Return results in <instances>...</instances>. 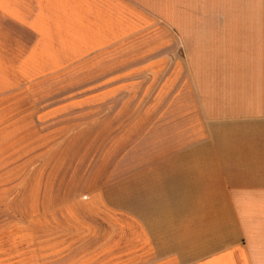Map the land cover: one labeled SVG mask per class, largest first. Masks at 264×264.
I'll use <instances>...</instances> for the list:
<instances>
[{"label":"crops","instance_id":"obj_1","mask_svg":"<svg viewBox=\"0 0 264 264\" xmlns=\"http://www.w3.org/2000/svg\"><path fill=\"white\" fill-rule=\"evenodd\" d=\"M59 118L104 144L72 158L84 215L44 171L62 200L0 215V264H264V0H0V129H25L0 163Z\"/></svg>","mask_w":264,"mask_h":264},{"label":"rangeland","instance_id":"obj_2","mask_svg":"<svg viewBox=\"0 0 264 264\" xmlns=\"http://www.w3.org/2000/svg\"><path fill=\"white\" fill-rule=\"evenodd\" d=\"M229 6V5H228ZM247 24V21L245 22ZM18 99L20 96H14ZM49 105L54 106L56 103H59V97L49 95ZM10 96H7L6 98H3L1 101H7L9 100ZM56 107V106H55ZM58 115H62V112L57 111H50L49 116L55 117ZM13 115V114H12ZM11 115V117H12ZM3 116V115H2ZM11 117H4L2 120H10ZM54 117V118H55ZM57 118V117H56ZM75 118L73 114H66V117L64 119H71ZM25 119V118H22ZM63 118H59V124L56 125L54 122L49 125L47 129L46 136H39L36 139L40 140L42 138V144L43 152L39 153L36 157L32 158L31 160H24L23 162L16 163L15 166H13L10 170L6 167L8 166V162L6 160H3L0 163V185H1V201L0 206L2 207V211L0 212V215L5 213L9 208L10 210H13L14 212L21 216H34V215H40L41 213L45 212L49 207H52L56 205L58 202L62 200V198L54 197L52 199V193L47 192L43 193L41 192V176L45 172H48V181L46 184L48 186L56 185L57 183H64L66 187L65 195L63 197L64 200H74L64 206V208L60 211V213H64L65 215H84L82 212L81 206H83L84 202L88 199L89 193H84L83 191H74L73 188L77 183H85L88 179L89 175V168H88V159H79L74 160L72 158H77L79 155L82 157L84 155L89 154V149L93 148L95 149L94 153H96V159H98L97 153H99V147L104 146L100 145L98 143L99 138H95L94 142H89L88 139L85 141L88 143L87 145H84V142L81 140L80 136L78 135L77 145H76V139L74 138V132L80 133L87 131L88 129H80V128H74L72 126V123H64ZM25 130L24 128H16L14 123L6 125L4 128L0 129V137L6 139V141H10V144L2 145L1 146V154L6 153L7 146L9 148V151L16 152L20 150L23 146V139H20L21 136L19 135V132ZM35 131V130H33ZM57 131L61 134V137H64V141L60 140L61 142H57ZM64 133V135H63ZM92 135V134H91ZM45 137V138H44ZM97 140V141H96ZM97 142V143H96ZM81 143V144H80ZM79 144V145H78ZM85 149V150H84ZM90 149V150H91ZM21 151V150H20ZM75 151V153H74ZM86 151V153H85ZM93 157L95 154H91ZM92 165H95L98 161L97 160H90ZM87 162L84 165V163ZM64 167L63 174L62 169ZM102 168V165L100 167V170ZM103 172V170H101ZM100 172H98L99 174ZM9 184V187H4L5 185ZM32 184L31 189V197L32 202H30L29 206L27 208H22L21 206L15 208V206L9 205L6 207L5 201L8 198L9 194L12 193L15 194V190L19 188V192L15 195V202L21 201V199L25 196V193L27 192V189ZM43 199V200H42ZM46 199V201L44 200ZM81 199V201H79ZM55 215V213H54ZM39 218L41 216H38ZM3 225V223L0 224V227ZM2 230H5L2 228ZM221 264H227L226 262Z\"/></svg>","mask_w":264,"mask_h":264}]
</instances>
